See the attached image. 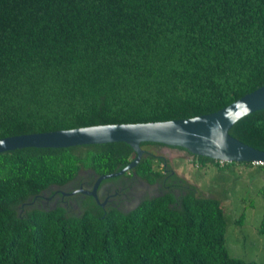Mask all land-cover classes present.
<instances>
[{
  "label": "trees",
  "instance_id": "16d2710c",
  "mask_svg": "<svg viewBox=\"0 0 264 264\" xmlns=\"http://www.w3.org/2000/svg\"><path fill=\"white\" fill-rule=\"evenodd\" d=\"M262 86L264 0H0V140L191 119ZM229 135L264 152V109ZM140 147L136 174L167 189L130 213L89 198L81 215L35 204L83 170L120 172L135 156L125 143L1 153L0 264H256L228 254L225 206L150 149L218 171L264 165Z\"/></svg>",
  "mask_w": 264,
  "mask_h": 264
},
{
  "label": "water",
  "instance_id": "95a60500",
  "mask_svg": "<svg viewBox=\"0 0 264 264\" xmlns=\"http://www.w3.org/2000/svg\"><path fill=\"white\" fill-rule=\"evenodd\" d=\"M264 109V86L231 105L209 115L191 119L138 124L101 125L66 131H55L7 137L0 140V154L23 148H69L82 145L125 143L135 159L120 172L101 177L107 180L123 175L140 161L142 143H156L181 148L191 155L222 163L264 165V152L251 148L229 135L240 119ZM85 194L93 195L94 193Z\"/></svg>",
  "mask_w": 264,
  "mask_h": 264
},
{
  "label": "rangeland",
  "instance_id": "374dc122",
  "mask_svg": "<svg viewBox=\"0 0 264 264\" xmlns=\"http://www.w3.org/2000/svg\"><path fill=\"white\" fill-rule=\"evenodd\" d=\"M150 150L165 157L178 176L194 186L200 196L214 197L225 206V243L230 257L264 264V235L257 231L264 216V198L259 195L264 185L263 170L242 165L239 170L236 165L220 171L214 167L198 168L183 151L171 148ZM241 214L244 218L238 224L236 221Z\"/></svg>",
  "mask_w": 264,
  "mask_h": 264
},
{
  "label": "flooded vegetation",
  "instance_id": "af4514ba",
  "mask_svg": "<svg viewBox=\"0 0 264 264\" xmlns=\"http://www.w3.org/2000/svg\"><path fill=\"white\" fill-rule=\"evenodd\" d=\"M134 159L135 156L132 161ZM135 167L123 175L101 181V177L118 172L101 175L92 170H83L66 186H52L44 191L35 204L44 210L61 207L69 213L81 215L83 202L89 198L100 208L102 214L111 209L130 213L137 209L142 201L161 196L167 189L160 183L145 182L136 174ZM84 192L94 193V196ZM174 192L179 196L177 190Z\"/></svg>",
  "mask_w": 264,
  "mask_h": 264
},
{
  "label": "crops",
  "instance_id": "0c3cea01",
  "mask_svg": "<svg viewBox=\"0 0 264 264\" xmlns=\"http://www.w3.org/2000/svg\"><path fill=\"white\" fill-rule=\"evenodd\" d=\"M235 168H237L238 170L241 169V167H239V165H236ZM264 174V173H263Z\"/></svg>",
  "mask_w": 264,
  "mask_h": 264
},
{
  "label": "built area",
  "instance_id": "2783aa9c",
  "mask_svg": "<svg viewBox=\"0 0 264 264\" xmlns=\"http://www.w3.org/2000/svg\"><path fill=\"white\" fill-rule=\"evenodd\" d=\"M222 163V162H221Z\"/></svg>",
  "mask_w": 264,
  "mask_h": 264
}]
</instances>
